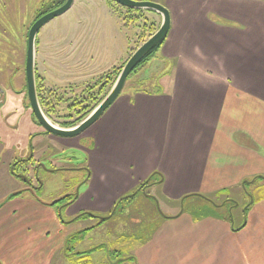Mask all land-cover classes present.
<instances>
[{"label":"crops","instance_id":"crops-1","mask_svg":"<svg viewBox=\"0 0 264 264\" xmlns=\"http://www.w3.org/2000/svg\"><path fill=\"white\" fill-rule=\"evenodd\" d=\"M165 6L171 25L151 57L161 74L148 89L122 92L89 126L92 181L68 216L84 207L108 215L123 195L154 188L170 212L134 244L131 264H264V193L248 194L238 213L236 204L202 205L200 214L171 205L264 182V0ZM24 192L0 208V262L51 264L86 227Z\"/></svg>","mask_w":264,"mask_h":264},{"label":"rangeland","instance_id":"rangeland-1","mask_svg":"<svg viewBox=\"0 0 264 264\" xmlns=\"http://www.w3.org/2000/svg\"><path fill=\"white\" fill-rule=\"evenodd\" d=\"M64 1L0 0V208L9 206L10 195L21 190H25V197L41 203L52 204L65 195L74 202L77 196L81 199L92 181L88 162L93 147L90 128L72 137L45 133L32 114L27 97V31L40 14ZM152 1L164 6L167 2ZM160 24L161 16L154 10L131 9L112 0H74L67 11L43 25L36 35L34 53L35 76L41 85L38 90L45 102L41 109L47 119L64 127L63 124L84 116L106 96L127 59ZM162 68L163 63L150 58L129 74L120 94L148 89L147 82L158 79ZM20 159H30L17 168L19 173H25L26 183L9 172L10 165ZM38 182L42 183L41 194L34 188ZM159 192L154 188L132 191L123 195L108 215L74 220L72 223L78 220L83 228L108 216L76 250L103 244L99 252L90 256L91 264H131L129 254L134 244L170 212V204ZM263 193L264 182L257 188H237L215 199L193 196L171 205L200 214L202 205L206 210L223 211L224 204H236L233 211L238 213L251 198L248 194L256 197ZM213 202L223 204L215 208ZM51 206L61 221L90 210L80 208L68 216L71 205L66 208V203L58 201ZM58 253L51 264H72L71 259L76 260L75 264H85L89 260L69 256L65 250Z\"/></svg>","mask_w":264,"mask_h":264},{"label":"water","instance_id":"water-1","mask_svg":"<svg viewBox=\"0 0 264 264\" xmlns=\"http://www.w3.org/2000/svg\"><path fill=\"white\" fill-rule=\"evenodd\" d=\"M74 0H65L60 6L42 14L31 25L27 34V51L25 61V76L27 97L31 110L40 123V125L49 133L62 137L76 136L94 123L99 116L113 103L119 96L129 74L135 69L140 61L150 52L156 45L165 40L170 25L171 18L168 8L158 2L152 0H112L124 7L131 9H149L157 11L161 16V24L147 40H145L127 59L118 74L115 82L106 96L97 104V106L77 125L71 128L58 127L52 124L43 113L37 92H36V76H35V53L34 45L36 35L40 28L49 22L52 18L67 11Z\"/></svg>","mask_w":264,"mask_h":264},{"label":"trees","instance_id":"trees-1","mask_svg":"<svg viewBox=\"0 0 264 264\" xmlns=\"http://www.w3.org/2000/svg\"><path fill=\"white\" fill-rule=\"evenodd\" d=\"M45 13V12H44ZM43 14V13H42ZM40 14V15H42ZM164 41V40H163ZM163 41L161 43H159L158 45H156L150 52H148L146 54V56L140 61V63L136 66H140L142 65L143 63H145L147 60H149L153 55L154 53L158 50V48L160 47V45L163 43ZM135 67V68H136ZM37 77V76H36ZM37 79V78H36ZM36 85H37V92H38V100H39V103L41 105V107L43 108L45 106V102H44V98L41 96V94L39 93L40 91L38 90L39 87H41V85H38V82L36 80ZM100 102V101H99ZM98 102V103H99ZM95 104V106L91 109V110H88L84 116H82L80 119H78L77 121L75 122H69V123H65L63 124V126L65 127H72V126H75L76 124H78L80 121H82L96 106L97 104ZM29 159H25V161H27ZM24 160H18L16 162H14L13 164L10 165V168H9V171L11 173V175H13L14 177H16L17 179H19L20 181L22 182H28V179L25 177V173H19L17 170L18 166H19V162H22ZM42 183L39 182V186L36 187V189H38V191H40L41 189V185ZM142 185H140L141 187ZM20 194V191H16L14 192L13 194L10 195V197H13L15 195H18ZM63 202V203H66L67 205L71 203V197L70 195H65L64 197L54 201L53 203H57V202ZM52 203V204H53ZM111 213V211H110ZM95 215L89 211H82L80 212V214L76 217L73 218V220H76V219H82V218H87V217H94ZM107 217H104L100 222L99 224H101ZM93 228V226H90V227H86V228H83L79 231H76L74 232L73 234H71L67 240H66V243H65V251L66 253L69 255V256H72V255H78L80 257H86L88 258L89 260H87V262L85 264H91L92 262H90V256L92 255L93 252H96V251H99L101 249V245L100 246H96V247H92L90 249H87V250H84V251H75V244L80 241L85 235L86 233L91 229ZM82 254V255H80ZM72 264H75L74 261L76 260H73L71 259L70 260Z\"/></svg>","mask_w":264,"mask_h":264},{"label":"flooded vegetation","instance_id":"flooded-vegetation-1","mask_svg":"<svg viewBox=\"0 0 264 264\" xmlns=\"http://www.w3.org/2000/svg\"><path fill=\"white\" fill-rule=\"evenodd\" d=\"M30 29V28H29ZM29 29H28V31H29ZM28 31H27V34H28ZM37 86V85H36ZM36 92H37V88H36ZM37 96H38V92H37ZM29 107H30V104H29ZM30 110H31V107H30ZM31 112H32V110H31ZM32 114H33V112H32ZM34 115V114H33ZM35 117V116H34ZM39 123V122H38ZM40 124V123H39ZM72 127H74V126H72ZM63 128H71V127H63ZM88 128V127H87ZM86 128V129H87ZM86 129L85 130H83L81 133H83L84 131H86ZM44 132L45 133H49V132H47L45 129H44ZM81 133H79V134H81ZM49 134H51V133H49ZM78 134V135H79ZM77 136V135H76ZM20 160H24L25 161V159H20ZM30 160V159H29ZM29 160H27V161H29ZM18 161V160H17ZM21 164V162H19V165ZM10 172V171H9ZM11 174V173H10ZM16 178V177H15ZM19 180V179H18ZM38 184H39V182H38ZM42 185V184H41ZM34 186V185H33ZM39 186V185H38ZM34 188L36 189V186H34ZM41 188H42V186H41ZM38 190V189H37ZM16 192V191H15ZM13 194V193H12Z\"/></svg>","mask_w":264,"mask_h":264}]
</instances>
